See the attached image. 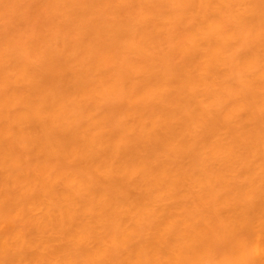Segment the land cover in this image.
Listing matches in <instances>:
<instances>
[{
	"label": "bare ground",
	"instance_id": "bare-ground-1",
	"mask_svg": "<svg viewBox=\"0 0 264 264\" xmlns=\"http://www.w3.org/2000/svg\"><path fill=\"white\" fill-rule=\"evenodd\" d=\"M0 264H264V0H0Z\"/></svg>",
	"mask_w": 264,
	"mask_h": 264
}]
</instances>
